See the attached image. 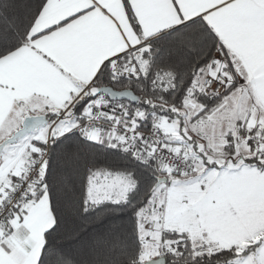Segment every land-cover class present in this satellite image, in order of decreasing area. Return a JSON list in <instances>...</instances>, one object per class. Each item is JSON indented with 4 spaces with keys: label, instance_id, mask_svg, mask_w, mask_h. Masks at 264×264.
Segmentation results:
<instances>
[{
    "label": "snow or ice",
    "instance_id": "6c2138e0",
    "mask_svg": "<svg viewBox=\"0 0 264 264\" xmlns=\"http://www.w3.org/2000/svg\"><path fill=\"white\" fill-rule=\"evenodd\" d=\"M0 264H264V0H0Z\"/></svg>",
    "mask_w": 264,
    "mask_h": 264
},
{
    "label": "trees",
    "instance_id": "16d2710c",
    "mask_svg": "<svg viewBox=\"0 0 264 264\" xmlns=\"http://www.w3.org/2000/svg\"><path fill=\"white\" fill-rule=\"evenodd\" d=\"M186 65L181 64L177 71H183ZM179 79V76L177 77ZM183 86H181L180 92H177V96L182 93ZM77 137L79 134L77 133ZM63 143V141H61ZM59 145L53 147V155L57 160H65L62 166L58 169V175L54 177V202L58 203V206H62L69 200H78L82 194L85 165L89 162H95L97 165H103L111 168H135L137 175L146 176V169L139 164L138 161H134L128 154L120 152V150L107 147L104 144L93 143L85 140L83 137H79V154L78 157L66 159L64 154L58 150ZM66 177V180L62 179ZM146 181L141 182L140 188ZM127 213L120 211L112 213L113 218H120Z\"/></svg>",
    "mask_w": 264,
    "mask_h": 264
}]
</instances>
